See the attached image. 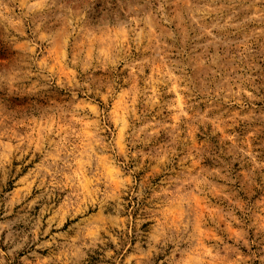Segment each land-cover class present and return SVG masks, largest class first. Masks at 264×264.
<instances>
[{"label":"rangeland","instance_id":"1","mask_svg":"<svg viewBox=\"0 0 264 264\" xmlns=\"http://www.w3.org/2000/svg\"><path fill=\"white\" fill-rule=\"evenodd\" d=\"M0 264H264V0H0Z\"/></svg>","mask_w":264,"mask_h":264}]
</instances>
